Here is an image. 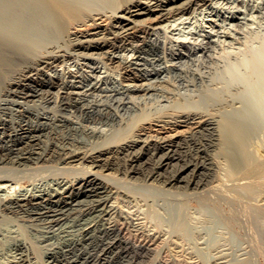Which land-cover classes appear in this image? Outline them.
<instances>
[{
	"label": "bare ground",
	"instance_id": "bare-ground-1",
	"mask_svg": "<svg viewBox=\"0 0 264 264\" xmlns=\"http://www.w3.org/2000/svg\"><path fill=\"white\" fill-rule=\"evenodd\" d=\"M208 1L0 0V231L21 230L3 243L11 260L24 262L32 254L40 264H140L156 252V264H204L193 246H186L185 227L180 225L178 233L165 230L150 201L155 194H219L225 189L223 172L226 183L239 188L261 184L250 178L260 173L261 164L250 165L244 158L250 122L243 98L248 92L256 97L250 106L264 98V33L252 32L260 39L255 45L245 43L248 56L218 75L224 83L219 94H244L238 97L244 105L236 119L220 115V104L207 95L198 106L176 98L158 110H143L123 126L108 103L84 101L74 90L78 81L70 84L49 69L69 57L97 54L112 68H123L124 80L139 79L142 74L132 58H117L114 50L131 44L137 57L161 60L148 33L173 16L193 14ZM250 15L256 17L253 11ZM239 81L247 85L240 87ZM163 89L160 83L129 87L142 93ZM112 91L119 89L110 95ZM52 97L55 109L48 114L43 102ZM85 122L123 127L110 138L108 131ZM47 177L54 182H36ZM27 180L30 186L20 188ZM136 201L150 207L149 217L128 208ZM253 203L247 209L263 222L264 206ZM241 258L239 264H254L248 255Z\"/></svg>",
	"mask_w": 264,
	"mask_h": 264
},
{
	"label": "rangeland",
	"instance_id": "rangeland-1",
	"mask_svg": "<svg viewBox=\"0 0 264 264\" xmlns=\"http://www.w3.org/2000/svg\"><path fill=\"white\" fill-rule=\"evenodd\" d=\"M242 1L243 0H210L205 6L198 8L191 15L173 16L169 20L163 21L158 25L156 24L155 28L148 33V39L159 46V56H157L161 57V60L149 59L151 57L150 55L146 61L141 57H137L135 49L131 44L116 48L114 54L117 58L120 56L128 60L132 58L131 61L134 62V65H137V67L141 69L136 68V71L138 70L142 75L141 78L135 79L134 81L124 80L121 77L124 71L123 68H116L117 66L112 68L113 65L105 62L106 59L103 60L102 57L97 54L93 56L77 55V57H69L64 61L65 63L62 62L58 67L56 66L51 70L49 69V73L51 71L52 75L56 76L59 74L64 76V79H67L66 82L68 81L70 84L78 81L76 84L80 86L75 87L74 90L78 92V95H76L80 96L84 101L97 100L100 101V103H108L111 109H114L121 115V121L124 123L122 124L123 126H125L128 121L132 123V117L142 113L143 110H158L173 103L176 98L184 100L188 105L193 104L194 106H198L203 104L207 98L209 99V95H213L215 102L220 104L219 112L222 113H220V115L229 113L231 114L230 116H233L235 119L239 117L237 112L240 110L238 108H242L246 102L249 103V105L246 103V105H244L245 108H247V106H249L247 109L250 108L251 110L253 108L251 112L250 110H245V112L247 111L245 115L248 118L246 120L248 124L250 122V126L247 125L249 128L246 127L247 138L243 146L247 147L244 148L246 154L244 158L247 157L245 161L248 160L247 162L250 165L254 163L261 164L260 173L257 174V176L250 177L252 182L253 179L255 182L260 181L259 183L261 184H259L258 187L256 185L243 186L244 188L240 186V190L239 186L227 184L230 182L229 180L226 183L225 180H227V178H225L226 175L223 176L225 174L223 172L221 176L223 177L225 189L224 186L221 185L223 186L221 188L224 190L220 189L221 191L219 194H216L219 190H212L214 194L209 191L211 194L207 192L209 194L205 196L203 194H201V196L198 194L197 196L193 194V196L191 194L190 196L189 194V196L185 195L180 198L173 195L170 196L171 194H155L156 199H154L156 201L153 198L151 200L154 201H150L154 203L152 204L154 206L153 208H156L158 212L160 211L157 217H159L161 224L163 222L162 225L165 230L170 233H172V231L174 233L177 231L176 233H178L180 225H182L183 228L185 227L186 246H193L194 248L192 247V249H194L195 253L198 252V257L204 264H239V261L242 259L241 257L247 255L252 258L254 264H264V220L262 222L256 219L254 214H251L252 211L247 209L250 205V207L254 205L253 202H256V204L260 202L259 204L262 203L261 205L264 206V158H262L264 157V129H261L264 128V110H261L264 109V98L261 102L262 104H258L257 101L254 104L253 102L256 100V97H253L250 92L247 93L248 95L246 94L247 98H243L247 99L243 102L242 99H239L242 97L241 94L244 95L240 91V94H237L238 92L235 90L226 92L228 95L226 97L223 94H219L217 91L220 86L224 84L222 83V77L218 76L222 74L224 68L236 62L239 64L238 60L240 56H248L247 50L244 51V47L247 44L255 45L259 42L260 37L253 36L254 33L252 34V32L264 33V0H244L248 2V5H241L239 2ZM253 5H255V7L250 9ZM247 6H250V8ZM252 11L256 16L255 18L250 15ZM237 23L243 26L242 29L237 28ZM227 32H229L231 36L227 35ZM245 43L247 44L245 45ZM135 60H137L136 63ZM241 69L244 70L245 66L244 68H238V71ZM134 82H143L147 86L160 83V85H163L164 89L162 91L152 90V92L148 93L131 91L129 87H132ZM241 82L243 83L240 84L239 81V86L242 85V87H244V85H247V83L244 84V81ZM83 83L86 84L84 87H82ZM93 85H96L98 90L92 91V89H88ZM59 87L60 86L57 85L52 88V90L56 91ZM113 88H118L119 91H112L110 95V91L113 90ZM213 91L215 93H212ZM167 92L170 93V96L167 95ZM232 92L234 94H232ZM251 99L253 101L252 104H254L251 105L252 108L249 101ZM201 100L203 102H201ZM228 100L233 101L228 102ZM242 102L244 104H242ZM223 103L226 105L223 106ZM43 104L46 109L44 111L48 114L53 111L52 109H55L53 97L50 101L43 102ZM256 104H258V106ZM254 107L260 109L256 111L255 109L257 108ZM44 108H42V111ZM253 110L258 114H252L254 113ZM71 116L74 119L78 118L76 114ZM114 123L112 128H110L111 124L101 122H88L87 125L108 131L109 136H111L110 138H112L113 135L119 134V130L123 127L118 123L116 124V122ZM80 137L87 139V136L82 133ZM39 181L43 183H52L54 182V178L47 177V180L46 178H42L38 179L36 182ZM29 182L30 181L27 180L20 188L28 186ZM222 191L224 194L221 193ZM225 192H227V194ZM166 197L169 199H166ZM248 202H251V204ZM233 207H236V210ZM128 208L135 213L138 212L149 217L150 207L141 202L139 203V201L132 202V205ZM153 221L154 219L149 221V223ZM155 221L157 220L155 219ZM258 223H261V225ZM176 227L178 229H176ZM2 232L0 231V264H40V262H38L39 259L32 254L29 259L24 262L11 260V251L9 252L8 249L2 246H4V242V244L8 243L13 235L20 236L21 230L19 228L17 230V226H13L11 230H2ZM155 253L156 252L142 260L140 264H156L154 262ZM39 256L42 258L41 254Z\"/></svg>",
	"mask_w": 264,
	"mask_h": 264
}]
</instances>
